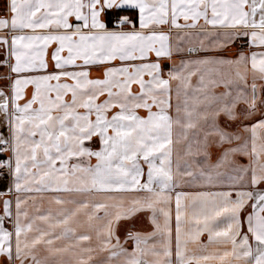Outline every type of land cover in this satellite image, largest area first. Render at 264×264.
Returning <instances> with one entry per match:
<instances>
[{"label":"snow or ice","instance_id":"obj_1","mask_svg":"<svg viewBox=\"0 0 264 264\" xmlns=\"http://www.w3.org/2000/svg\"><path fill=\"white\" fill-rule=\"evenodd\" d=\"M2 11L0 178L12 179L0 264H264V0H3ZM174 137L203 164L173 170ZM191 184L222 190L175 191L173 247L172 192ZM139 213L152 230L125 229L122 243L118 225Z\"/></svg>","mask_w":264,"mask_h":264},{"label":"crops","instance_id":"obj_2","mask_svg":"<svg viewBox=\"0 0 264 264\" xmlns=\"http://www.w3.org/2000/svg\"><path fill=\"white\" fill-rule=\"evenodd\" d=\"M2 9H3V0H0V14H3ZM231 46L234 47L235 49L237 48V45H235V43L232 44ZM243 50L247 52V51L259 50V49H250L248 47H245ZM3 58H4L3 54L0 53V61H2ZM182 58L187 59L189 57L187 55H185L184 57H182L180 55H176L173 57V60L176 62H179V60ZM191 58H195V57L193 56ZM162 64L166 66L165 67V73H166L167 68L171 67L172 61L164 60V61H162ZM101 71H102L101 69H95L94 68V69H92L91 75L93 77H95L97 75H100ZM6 83H7V69L2 64H0V87L5 86ZM258 83H260V82H258ZM134 90H137L136 86H134ZM240 106H242V105H240ZM240 106H238V107H240ZM258 107L261 109V111H264V90H261V98H260V101H258ZM141 114L142 115L145 114L143 112V110H141ZM248 122L249 121H244V123H248ZM234 125H238V127H240V129L238 131L241 132L243 130V124L240 121L234 122ZM174 141H176V142L174 143V146H173V170H175L176 161L178 159V157H177L178 152H177V145H176L178 141L176 140L175 137H174ZM0 158H2V157H0ZM243 160L244 161H242V163L248 162L246 157L243 158ZM92 163H95L94 158L92 160ZM11 179L12 178L10 176L5 175L2 182H1L0 190H5L9 184V182L11 181ZM144 179H146V176L144 177ZM261 187H264V185H261ZM220 190H222V189H220L219 187H213V186H207V185H205V186L183 185V186H180V187L173 190V192H172V196H173V201H172L173 247H174V242H175L174 241V236H175V191H182V192H187V193H197V192H212V191H220ZM54 194L55 193H44L45 196L54 195ZM61 195H67V194L61 193ZM129 195H144V193L142 191L141 192H133V193H129ZM0 207H2V206H0ZM248 211H251L250 205L248 207ZM99 215L103 216V212L101 211L99 213ZM147 216H148L147 213H139V214H137L136 217H134L132 219L122 220L120 222V224L118 225V228H117V235L120 236L122 243L124 242V238L126 235L125 229H130L133 231H151L152 230V225H151L150 221L147 219ZM246 230H247V228H246V224H245L243 231H246ZM207 239H208V235H207V233H204L201 236V240L206 243ZM113 243H115V240L113 241ZM85 246L86 247L88 246L87 243H85ZM93 246H94V244H93ZM133 246H134L133 242H131V241H129L127 244H125V247L129 248V250H131V248ZM93 258L94 259L101 258V259H104L105 261H107L108 253L105 251V252L101 253L99 257L94 256ZM173 259H175V256H173Z\"/></svg>","mask_w":264,"mask_h":264},{"label":"rangeland","instance_id":"obj_3","mask_svg":"<svg viewBox=\"0 0 264 264\" xmlns=\"http://www.w3.org/2000/svg\"><path fill=\"white\" fill-rule=\"evenodd\" d=\"M241 43H244V41L243 40H237L235 42V45H237V48L235 49L234 47L229 46L227 49L224 50V54L227 56H234L238 52L239 45ZM196 81H197V77L194 76L192 78V82L194 85L196 84ZM249 84H251V78L250 77H249ZM223 90H224L223 86H220L216 89L217 92H220ZM242 107H244V106L242 105V106L238 107V109L242 108ZM226 120H227L226 117L221 116L220 123L222 125H224ZM239 129H240V127H238V125H234V122H232L230 130L238 131ZM193 131L194 130L189 131V137L193 141V149H195L194 141L196 138L192 136ZM241 133H242V131H241ZM201 139H202V137H201ZM176 145H177V152H178L177 157L181 161V171L185 170L184 166H183L184 161H187L189 164H192L193 168H195V166L197 164H203V162H204L203 156H193V155L188 154V141H184V140L180 139V140H178ZM210 152H211V157H210L211 162L215 163L217 161L218 156L220 155L221 149L216 147V146H213V147H211ZM242 161H244V160L242 159L241 162ZM190 186H196V184H191ZM197 186H200V185H197Z\"/></svg>","mask_w":264,"mask_h":264},{"label":"built area","instance_id":"obj_4","mask_svg":"<svg viewBox=\"0 0 264 264\" xmlns=\"http://www.w3.org/2000/svg\"><path fill=\"white\" fill-rule=\"evenodd\" d=\"M3 178H4V177H3ZM3 178H0V186H1V182H2Z\"/></svg>","mask_w":264,"mask_h":264},{"label":"trees","instance_id":"obj_5","mask_svg":"<svg viewBox=\"0 0 264 264\" xmlns=\"http://www.w3.org/2000/svg\"><path fill=\"white\" fill-rule=\"evenodd\" d=\"M106 19H107V16H106ZM109 27H112V24H109Z\"/></svg>","mask_w":264,"mask_h":264}]
</instances>
